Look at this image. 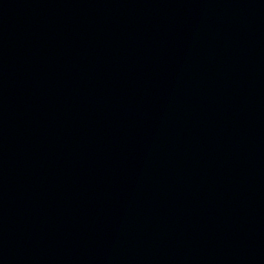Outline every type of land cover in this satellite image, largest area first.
I'll list each match as a JSON object with an SVG mask.
<instances>
[{
    "label": "water",
    "instance_id": "water-1",
    "mask_svg": "<svg viewBox=\"0 0 264 264\" xmlns=\"http://www.w3.org/2000/svg\"><path fill=\"white\" fill-rule=\"evenodd\" d=\"M0 264H264V0H0Z\"/></svg>",
    "mask_w": 264,
    "mask_h": 264
}]
</instances>
